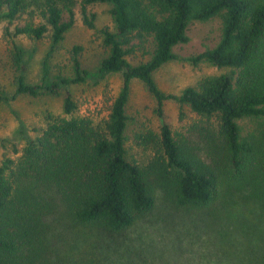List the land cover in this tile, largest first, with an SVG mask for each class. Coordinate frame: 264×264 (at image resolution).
<instances>
[{"label":"trees","instance_id":"obj_1","mask_svg":"<svg viewBox=\"0 0 264 264\" xmlns=\"http://www.w3.org/2000/svg\"><path fill=\"white\" fill-rule=\"evenodd\" d=\"M99 2L112 4L115 22L114 29L101 30L107 55L99 73H121L122 86L108 117L99 122L77 113L69 90L63 114L49 113L38 135L20 152L15 149L16 156L0 160V264L68 261L71 253L60 247L70 232L120 234L155 207L152 176L178 206H209L218 195L232 202V186L243 192L249 185L264 202V0H0V6L7 7L10 24L26 20L10 33L13 42L19 35L41 39L48 34L51 57L75 24L78 8L85 23L95 27L96 14L88 8ZM216 16L222 18L219 42L189 60H207L230 72L204 76L179 95L163 91L155 71L178 57L175 47L189 40L192 22ZM81 50L73 47L70 65L49 84L32 85L17 75L12 98L37 97L46 89L58 93L61 86L85 82L89 70ZM12 53L19 66L20 48L14 45ZM50 71L47 62L46 79ZM134 80L155 97L163 118L160 133L146 138L157 147L149 168L129 157L126 147ZM9 96L0 92V104ZM169 99L207 120L217 118L219 136L211 151L219 157L220 172L173 134L163 115ZM245 117L258 119L257 134L242 137L238 120ZM232 168L243 179L240 184H232ZM258 255L256 263L264 264V249Z\"/></svg>","mask_w":264,"mask_h":264},{"label":"rangeland","instance_id":"obj_2","mask_svg":"<svg viewBox=\"0 0 264 264\" xmlns=\"http://www.w3.org/2000/svg\"><path fill=\"white\" fill-rule=\"evenodd\" d=\"M111 8L112 4L108 2L89 6L88 10L96 14L94 28L85 23L78 8L75 24L49 57L51 40L48 34L41 39L19 35L13 42L10 33L18 23L23 24L26 20L10 24L7 7L0 6V92L10 94V98L0 104V160L4 156H16L38 135L46 125L49 113L63 114L69 90L78 104V114L90 116L97 122L108 117L123 81L121 73L106 76L99 73V65L107 55L101 30L115 26ZM187 33L189 40L175 47L178 57L154 73L156 82L166 93L179 95L204 76L230 72V68H219L207 60L198 64L189 60L219 42L222 34L220 16L192 22ZM14 45L21 50L19 66L13 60ZM75 45L82 47L80 58L83 67L89 70L85 82L61 86L58 93L46 89L37 97L20 95L12 98L17 75H24L27 83L32 85L51 83L70 65ZM47 62L51 71L46 79L44 67ZM127 114L128 155L149 168L156 158L157 147L155 143L148 144L146 138L160 133L163 118L159 115L157 100L140 80L133 81ZM163 115L173 134L184 139L197 158L217 172L221 171L220 162H216L219 157H214L211 151L219 136L217 118L207 120L176 99L165 101ZM238 123L242 137L258 133V119L245 117ZM15 149L19 152L15 153ZM224 176L229 178L231 173ZM152 177L156 202L149 213L115 236L68 233L66 244L63 243L60 249L70 252V259L51 263L92 264L94 255L96 264H257V256L264 249V202L254 197L250 185L243 192H236L232 186V202H226L218 195L211 205L196 208L175 204L158 184L160 180ZM238 178L240 175L232 168V184H240L243 179L239 181ZM220 189H224L223 185Z\"/></svg>","mask_w":264,"mask_h":264}]
</instances>
